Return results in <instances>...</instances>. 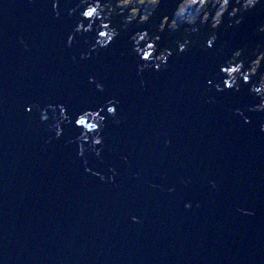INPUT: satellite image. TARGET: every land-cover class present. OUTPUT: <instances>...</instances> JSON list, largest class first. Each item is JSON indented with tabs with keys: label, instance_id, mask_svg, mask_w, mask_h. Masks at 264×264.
Returning a JSON list of instances; mask_svg holds the SVG:
<instances>
[{
	"label": "water",
	"instance_id": "1",
	"mask_svg": "<svg viewBox=\"0 0 264 264\" xmlns=\"http://www.w3.org/2000/svg\"><path fill=\"white\" fill-rule=\"evenodd\" d=\"M101 1L0 0V262L264 264V111L247 89L264 57L245 71L264 0L235 16L230 0L213 30L166 27L155 56L140 37L183 0L121 29L83 16Z\"/></svg>",
	"mask_w": 264,
	"mask_h": 264
},
{
	"label": "clouds",
	"instance_id": "2",
	"mask_svg": "<svg viewBox=\"0 0 264 264\" xmlns=\"http://www.w3.org/2000/svg\"><path fill=\"white\" fill-rule=\"evenodd\" d=\"M109 2H110V4H108V7H110V5H111V0H109ZM162 2H163V0H151V3L153 5H156L157 6V9L156 10H159V7L162 4ZM223 2L225 4V6H227L228 0H223ZM197 3H205L206 4L207 3V0H183V2L180 3L178 9H176L175 15L178 16V17H181L185 21H193L194 22L195 17H189L187 15V7H188V5H194V4H197ZM250 4H253L254 5V0H245V8L249 12H251V9L248 8V5H250ZM54 7H58V4L54 5ZM86 13H87V11H85L83 13V16L85 18H88V16L86 15ZM160 15H161L162 19H161V22H160V24L158 26V30L161 33L165 30V28L167 26L176 27L178 25V21L177 20L171 19V17L165 15L163 11H160ZM116 17H118V16L116 15L114 18H116ZM149 20H150V16L149 15H146V16L143 17V21L144 22H148ZM112 21L113 20H111V23H112ZM220 23H222V20H221V17L218 15L217 18H216V21H215V25L218 26ZM83 27H84V25L81 23L80 24V28H83ZM90 27L91 26L89 25L88 28L90 29ZM253 31H254V33L264 32V22L258 24L253 29ZM102 35H103V33L100 34V36H102ZM146 35H147V33H145V36ZM141 39H143V37H141ZM71 42L72 41L70 39L69 40V43H71ZM98 43L100 45H102V46H107V45L110 44L109 41H102L101 38L98 40ZM199 43H200V48L201 49H204L205 51H207L208 48H209V46H210V44H211V41H210V39H209L208 36H205L202 40L199 41ZM226 43H227V41H225V44ZM192 46L193 45L188 44L187 45V51L190 50L192 48ZM149 47L155 48V45H149ZM177 47H179V50H177ZM133 51L134 52H137L135 50V48H133ZM184 52H186V47H185V42L182 41L181 42V45H179V46L176 45V44H173L171 46V51L168 52V56H172L173 54H175L177 57H179ZM150 55L155 56V52L151 53ZM237 55H240V53H237ZM160 58H161V60H165L166 61V58L163 56V54H161V57ZM143 60L144 61H148V57L143 56ZM163 63H165V62H163ZM163 63H160V64H163ZM149 67H150L149 64H142L140 66V70L143 71L144 69L149 68ZM233 71L235 72L236 69H233ZM253 71H255V69H253ZM218 73L219 72H217V76H218ZM234 79H235V77H234ZM248 79L249 78L247 76L244 77V81H248ZM226 85H227L228 88H232L233 86H235V88H236L237 91H242L245 88V86L243 85V83H241L239 85H234L233 83H230L229 82V83H226ZM97 86L100 87V88H102V85H99L98 84ZM217 88L219 90H221V91L223 90L220 87V85H217ZM247 89H248V92H249V94H250V96L252 98V101H253V106L250 108V110L251 111H264V78H261V79L257 80V82H256L255 85H253L252 87H247ZM111 109H115V108L114 107L113 108H109V112H111V113L114 114L115 111H111ZM61 111L62 112L66 111L63 106H61ZM237 111H240V110L238 109ZM241 115H243L242 112H241ZM83 117L84 116H81L79 118V120H78V124L79 125H81L79 123V121L81 119H83ZM43 119L46 120L47 119V116L46 115L43 116ZM100 119H101V121H103V117H101ZM245 121L246 122H250L247 117H245ZM96 128H97V126L95 128H93V129H96ZM56 129H57V135L59 136L62 133V129L60 128V125L59 124L56 125ZM95 143L96 144H100L101 143V139L100 138H97L96 141H95ZM213 186H215V185L213 184ZM133 219L135 220L136 218L133 217ZM0 264H2V262H0Z\"/></svg>",
	"mask_w": 264,
	"mask_h": 264
},
{
	"label": "rangeland",
	"instance_id": "3",
	"mask_svg": "<svg viewBox=\"0 0 264 264\" xmlns=\"http://www.w3.org/2000/svg\"><path fill=\"white\" fill-rule=\"evenodd\" d=\"M230 0H228L229 2ZM260 0H254V5L250 4L248 5V8H253ZM114 6H115V11H117V13H115L114 11L110 12V14L113 15H117V16H124L125 20L120 21L121 24L120 26H124V27H128L131 26L132 23H135V27H141L143 26L142 23H147L143 21V17L146 15H149L150 17L154 14V10L156 9V5H153L151 3V0H114L113 1ZM237 6H239L241 9L246 11L245 8V0H236L235 3ZM205 6H203V3H197L194 5H188L187 7V15L189 17H195L194 22L193 21H185L183 20L181 17H178L174 14V17L172 19L177 20L178 21V25L176 27H172V26H167V29H169L170 31H174L176 32L179 29H182L180 27H185L187 28L188 25L191 26L193 24H195L197 21H199L200 28H207V29H215L217 26L215 25V21L217 16H220L225 12V10L227 9V6H225L223 0H212L209 4V6L207 8H204ZM224 7V9H223ZM211 13H215V15L210 16V12ZM237 10V8L235 9ZM240 11V10H239ZM238 11V12H239ZM244 11V12H245ZM235 15L237 14L236 12ZM127 21V23L125 22ZM206 23H209V27ZM141 24V25H140ZM204 24V25H203ZM206 24V25H205ZM179 28V29H178ZM182 31V30H181ZM164 32V31H163ZM158 39L160 40V38L158 37ZM164 52V51H163ZM167 57L166 52L163 53V56ZM255 57H258V54H255ZM264 57V55H260L259 56V62L260 60H262ZM259 62H254V69L255 71H257L259 66ZM253 70L250 71L251 75H253Z\"/></svg>",
	"mask_w": 264,
	"mask_h": 264
},
{
	"label": "trees",
	"instance_id": "4",
	"mask_svg": "<svg viewBox=\"0 0 264 264\" xmlns=\"http://www.w3.org/2000/svg\"><path fill=\"white\" fill-rule=\"evenodd\" d=\"M114 0H111V5H110V7L108 8V10H113L115 13H117V11H115V6H114V2H113ZM212 0H207V3L205 4V3H203V6H205L204 8H207L208 6H209V4H210V2H211ZM230 2V1H229ZM228 2V3H229ZM227 6H228V4H227ZM223 9H224V7H223ZM164 11H166V10H164ZM118 14V13H117ZM114 16H116V15H113L112 14V16H110L111 18H113V23H117V28H119L120 27V29H121V26H120V24H121V22L120 21H122V20H125V17L122 15V16H118V17H116V18H114ZM222 15H221V13H220V17H221ZM126 23H127V21H125ZM132 25V24H131ZM188 28V27H187ZM187 28H184L182 31L183 32H190V29L189 30H187ZM217 28V27H216ZM213 30V29H212ZM170 31V30H169ZM172 32H174V31H172ZM191 32H192V30H191ZM150 39H152V40H154V41H156L157 43H158V41H159V39H158V34H157V36H156V38H150ZM147 40H149V39H147ZM260 63V62H259ZM250 71L251 70H246V72L248 73V74H250Z\"/></svg>",
	"mask_w": 264,
	"mask_h": 264
},
{
	"label": "bare ground",
	"instance_id": "5",
	"mask_svg": "<svg viewBox=\"0 0 264 264\" xmlns=\"http://www.w3.org/2000/svg\"><path fill=\"white\" fill-rule=\"evenodd\" d=\"M179 7V6H178ZM178 9V8H177ZM251 9V8H250ZM175 11H176V9L174 10V12H173V15H172V17H171V19L174 17V14H175ZM248 11V10H247ZM246 12V11H245ZM238 13H244V11H239V12H237V14ZM213 14L210 12V16H212ZM113 19V18H112ZM112 23H113V21H112ZM132 25H135L134 23H132ZM131 25V26H132ZM180 28H183V26L182 27H180ZM185 28V27H184ZM183 28V29H184ZM198 28L200 29V30H209V29H207V28H200L199 27V25H198ZM118 29H120V27L118 28ZM179 29V28H178ZM180 30H182V29H179V30H177L176 32H174V33H184L183 31L181 32ZM167 31L168 32H172V31H169V29H167ZM158 37H161L162 36V34H163V32L161 33L159 30H158ZM119 36V34L118 33H114V36ZM158 43L160 44V42L158 41ZM189 44V42H185V46H187ZM211 45H213V43H211ZM166 54H167V56H168V52H166ZM238 56H240V55H237V59H238ZM246 71V70H245ZM250 75H251V73H250ZM254 75V74H253Z\"/></svg>",
	"mask_w": 264,
	"mask_h": 264
},
{
	"label": "snow or ice",
	"instance_id": "6",
	"mask_svg": "<svg viewBox=\"0 0 264 264\" xmlns=\"http://www.w3.org/2000/svg\"><path fill=\"white\" fill-rule=\"evenodd\" d=\"M93 14H94V10H89V11H87V13H86V15H87L89 18L93 17ZM111 111H115V109H111ZM79 123H80L81 125H84V124H86L87 122H86L84 119H81V120L79 121ZM87 127H88L89 129H93V128H95L96 126L93 125V124H88Z\"/></svg>",
	"mask_w": 264,
	"mask_h": 264
},
{
	"label": "flooded vegetation",
	"instance_id": "7",
	"mask_svg": "<svg viewBox=\"0 0 264 264\" xmlns=\"http://www.w3.org/2000/svg\"><path fill=\"white\" fill-rule=\"evenodd\" d=\"M251 8V7H250ZM241 9V8H240ZM240 9H237V10H235V12L237 13ZM240 11H245V10H243V9H241ZM247 11V10H246ZM213 14V13H212ZM233 16H235V13H233ZM204 25V24H203Z\"/></svg>",
	"mask_w": 264,
	"mask_h": 264
}]
</instances>
